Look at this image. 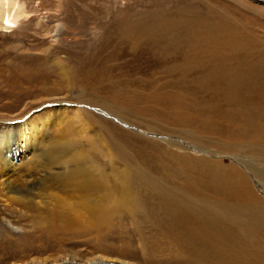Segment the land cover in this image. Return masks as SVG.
I'll use <instances>...</instances> for the list:
<instances>
[{"label":"rangeland","instance_id":"374dc122","mask_svg":"<svg viewBox=\"0 0 264 264\" xmlns=\"http://www.w3.org/2000/svg\"><path fill=\"white\" fill-rule=\"evenodd\" d=\"M20 6L27 17L12 32L0 31V125L65 103L86 112V136L99 153L117 145L126 162L151 171L168 164L180 179L185 173L175 164L183 156L182 165L219 162L239 169L260 194L254 185L257 170L264 173V144L224 138L229 119L227 127L214 125L221 140L199 124L196 110L217 117L242 105L246 120L264 106V0H20ZM188 114L196 121L183 122ZM140 176L124 180L136 195L104 226L0 225V264H235L207 254L206 243L184 225L150 222V202L159 201L160 215L166 203Z\"/></svg>","mask_w":264,"mask_h":264},{"label":"bare ground","instance_id":"6f19581e","mask_svg":"<svg viewBox=\"0 0 264 264\" xmlns=\"http://www.w3.org/2000/svg\"><path fill=\"white\" fill-rule=\"evenodd\" d=\"M26 17L20 0H0V31L12 32ZM36 109L26 119L0 125L1 226L36 231L104 226L119 212L130 208L128 200L132 202L136 194L124 180L132 184L130 176L136 174L146 177L157 197L166 203V213L160 215L161 210L154 206H158L157 200L153 204L150 202L146 215L147 219L152 218L150 222L158 223L163 218L167 227L177 229L175 226L184 225V231H192L195 239L206 243L207 254L212 253L224 262L264 264L263 172H256L254 186L260 191L257 194L239 169L215 161H204L194 167L195 164L182 165L181 157L175 165L182 170L180 173H185L183 179L170 171L168 164H157L158 168L151 171L139 162H126L125 150L117 145L113 152L105 145L104 153H99L92 139L86 136L91 125L82 109L65 103ZM252 109L257 112L249 113L246 120L242 105L233 110L234 114L224 116L217 114L215 117L210 109L196 110V113L199 124H205V128L202 127L209 133L218 135L215 123L221 121L220 126L227 127L224 121L229 119L232 130L228 134L221 129L224 138L263 145L264 106ZM209 117L213 118L212 127L210 119L207 120ZM195 121L188 114L183 122ZM91 122L94 123V119ZM245 123L248 126L246 135ZM163 157H159L160 160ZM50 187L53 193L48 191ZM151 189L147 191L152 193ZM176 223L178 225H174ZM187 238L188 242L195 240ZM116 262L109 263L126 264Z\"/></svg>","mask_w":264,"mask_h":264},{"label":"water","instance_id":"95a60500","mask_svg":"<svg viewBox=\"0 0 264 264\" xmlns=\"http://www.w3.org/2000/svg\"><path fill=\"white\" fill-rule=\"evenodd\" d=\"M97 264H114V263H109V262H100V263H97Z\"/></svg>","mask_w":264,"mask_h":264}]
</instances>
